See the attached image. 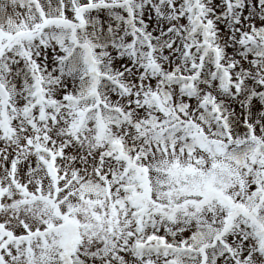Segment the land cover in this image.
I'll return each instance as SVG.
<instances>
[{
  "label": "snow or ice",
  "instance_id": "obj_1",
  "mask_svg": "<svg viewBox=\"0 0 264 264\" xmlns=\"http://www.w3.org/2000/svg\"><path fill=\"white\" fill-rule=\"evenodd\" d=\"M0 264H264V0H0Z\"/></svg>",
  "mask_w": 264,
  "mask_h": 264
}]
</instances>
